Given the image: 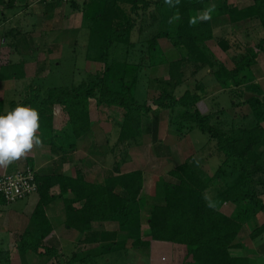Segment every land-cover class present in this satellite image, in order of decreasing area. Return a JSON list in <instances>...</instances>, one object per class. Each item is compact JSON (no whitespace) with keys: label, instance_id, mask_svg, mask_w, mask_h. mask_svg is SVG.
<instances>
[{"label":"trees","instance_id":"obj_1","mask_svg":"<svg viewBox=\"0 0 264 264\" xmlns=\"http://www.w3.org/2000/svg\"><path fill=\"white\" fill-rule=\"evenodd\" d=\"M109 1L110 6L99 14L115 23L99 56L104 63L102 74L72 88L49 89L46 95L30 84L21 99L9 102L7 110L0 106V114L19 104L36 109L40 124L36 134L56 156L51 164L52 171H34L38 202L31 215L34 227L24 230L18 238L21 256L26 252L55 255L54 249L44 248V252H39V249L52 230L46 218V208L62 198L65 226L81 234V244H101L97 252L74 253L71 259L76 261L70 260L72 264L96 263V253L102 258L122 250L127 240L134 248L149 249L154 241L182 246L188 258L186 264H251L250 258L241 253L243 245L236 240L244 225L253 221L257 214L264 215V98L259 91V95L256 94L254 85L246 86L248 91L237 92L235 89L248 81L249 68L263 50L264 37L256 44L254 53H246L235 61L234 68L219 65L213 72L222 88L242 97L241 101L231 98L232 106L244 103L251 107L246 126L222 130L210 122L211 112L203 113L198 108L201 96L188 90L175 95L174 90L183 83L187 64H194L191 70L202 65L214 66V59L206 52L207 42L215 37L213 19L224 16L234 26L259 20L264 27V0H252V4L241 8L227 0H173L172 3L165 0ZM151 7L160 14L167 11L162 17L168 19L169 24L165 32L156 33L147 40L146 56H141V61H148L149 65L166 62L157 43L162 36H166L180 56L168 61V78L147 79L149 86L160 92L152 101L157 112L162 108L170 109L171 113L180 111V119L169 118L172 128L187 131L196 127L215 141L220 155L219 166L212 175H208L198 161L189 156L167 171L166 178H156L157 189L149 194L145 190L146 175L143 171L121 172L120 162L105 170L101 182L86 180L77 167L74 177L63 173L61 167L71 160L69 152L74 150L61 151V147L54 144V138L66 127L75 139L91 136L92 99L101 118L114 120L117 124V143H128L143 135L145 116L152 108L135 98L142 68L140 63L125 58L128 52L118 60H114L111 52L115 47L119 50L122 46H133L132 33L138 27L142 14ZM210 9V19L199 17L200 12ZM151 18L156 19V16L151 15ZM218 44L228 49L223 39ZM24 64L20 61L0 67V80L24 78ZM250 91L251 96L245 99V93ZM114 114L118 115V120ZM159 119L157 116L147 128L153 138L156 137ZM28 166L33 169L30 163ZM53 187H58V193L51 192ZM69 194L72 197L67 196ZM228 203L234 205L230 214L222 211ZM2 204L6 202L0 195ZM106 224H114L116 229L105 230ZM263 235L264 222L249 233L252 241ZM9 258L7 250H0V263H9Z\"/></svg>","mask_w":264,"mask_h":264},{"label":"rangeland","instance_id":"obj_2","mask_svg":"<svg viewBox=\"0 0 264 264\" xmlns=\"http://www.w3.org/2000/svg\"><path fill=\"white\" fill-rule=\"evenodd\" d=\"M103 2L104 0L99 1L94 6L88 5L86 9V23L92 24L98 19L101 25V28L95 26L97 30H100L97 34L94 35L92 33L91 35L89 33L90 30L86 27L82 29L72 27L67 31L60 32L63 33L65 38L59 44L63 47L62 56L51 62L48 67L50 72L46 76L44 74H37L41 65L40 63H42L41 61H37L38 64L33 66L32 72H36L34 75H30V84L34 88H38L43 95H46L49 89L72 88L83 81H89L97 74H102L104 63L99 60V56L106 39L110 36L111 27L113 28L115 25L113 21L107 23L103 16H99L105 7L102 4ZM227 2L241 8L252 4L253 1L227 0ZM58 6L64 9L71 6V4L59 3ZM154 8L151 7L142 14L138 27L132 33L133 46H122L119 50L115 47L111 52V55L115 57L114 60H118L119 57L122 58L124 52H128V56L125 58L131 62L140 63L143 70L139 72L135 88V98L138 102H144L152 108L145 116L143 135L128 143H117V124L114 120L101 118L95 101L92 99L90 103V117L94 128L93 135L86 138V141L80 143L78 147L76 146L79 140L70 134L69 127H66L63 132L57 133L54 138L56 146L68 150L73 148L74 150V152H69L72 162L67 166L68 170L73 171L75 166L80 164V166H84L86 176L87 174L91 175L97 180L102 178L106 168H111L115 162H120L121 172L130 169L128 168L129 164L127 165L126 163H131V168L139 167L146 174L145 190L147 194L153 193L157 189L156 178H160L161 176L166 178L167 171L178 163L185 161L189 156L194 157L208 175H212L220 164V155H218L219 152L216 149L215 141H211L207 134L201 132L196 127L187 131L172 128L169 118L176 117L180 119V111L176 110L171 113L170 109L162 108L158 113L157 107L152 101L160 92L156 87L151 88L147 83V79L168 78V61L180 57L178 51L166 36H162L157 40V43L166 62L149 65L148 61H141V56H146L147 40L156 33L165 32L168 29V19L164 16L162 17L167 11L163 10L160 14ZM204 13L200 12L199 17L201 18ZM151 15H155L156 19L151 18ZM213 27L215 37L213 40L207 42L206 52L214 59V66L202 65L196 70H191L194 64L193 66L187 64L184 68V81L174 90V94L181 95L185 90L197 93L202 97V101L198 103V108L203 113H212L210 122L213 125H219L222 130L230 131L231 129H238L247 125L251 107L244 103L239 106H232L231 98L241 101L242 97L237 96L235 93L233 95L230 93V89L222 88L217 83L213 72L219 65H223L228 69L234 68L235 61L239 60L244 54L254 53L256 44L264 37V27L259 20H249L246 23L234 26L224 16H217L213 19ZM90 28H92V32L96 31L94 27ZM58 29L61 28H55V30ZM220 39L227 42L228 49L225 50L222 45L218 44ZM248 85H254L256 94L259 91L264 98V45L263 50L257 55L256 63L249 68L248 81L235 90L237 92L248 91L246 89ZM25 91L13 92L10 99H21L25 95ZM250 92L245 93V95L248 94V98L252 94ZM157 116H160V119L156 137L153 138L151 130L147 131V128L152 125L153 120ZM114 118L116 120L119 119L117 114H114ZM262 125L264 127V122ZM77 148L80 149L78 150ZM75 151L79 152L76 153ZM23 204L24 199L6 203L2 206V211L5 214H13L15 211H20ZM229 204L230 207L227 205L226 208H223L225 213H230V209H227L228 207L234 208L233 204ZM145 214L146 216L148 215V208ZM263 222L264 215L257 214L253 221L244 225L236 240L243 245L241 253L250 258L251 264H264V235L255 241H252L249 237L251 229ZM128 245L131 264H186L188 260L185 248L172 243L161 245V247H157L159 245L154 244L152 246L153 250L134 248L131 243ZM112 258L115 261L109 264H128V260L123 258L120 252L112 253ZM107 263V258H101L97 259L96 263L82 264ZM0 264L7 263L1 262Z\"/></svg>","mask_w":264,"mask_h":264},{"label":"crops","instance_id":"obj_3","mask_svg":"<svg viewBox=\"0 0 264 264\" xmlns=\"http://www.w3.org/2000/svg\"><path fill=\"white\" fill-rule=\"evenodd\" d=\"M99 1L103 0H85L82 3H74L68 6V8L65 7L63 9L59 8V3H47L44 0H0V67L5 68V66L8 67L9 64L18 63L20 61L25 62L24 78L0 80V106H2L4 110H7L11 100H16L10 99L13 92L25 91L27 86L30 85V75H34L36 72L35 70V72H32V68L35 64H38L37 61L42 62L40 63L41 65L37 74H44L46 76L50 72L48 67L51 62L62 56L61 52L63 51V47L59 44L63 41L64 35L60 32L67 31L72 27L81 29L86 27L90 30L89 33H91V35L92 33L95 35L100 31L96 29V27L101 28L98 19L92 24L86 23L87 21L85 20L87 19L86 9L88 5L94 6V4H98ZM102 4L105 5L104 8H107L108 5L110 6V1L104 0ZM104 20L107 23L110 22L108 18ZM58 27L61 29H58L59 31L55 30V28ZM90 27H94L96 31L92 32V28ZM143 73L145 74V72ZM93 131L94 128L91 136L93 135ZM85 141L86 138L79 139L76 147ZM54 144L56 145L55 141ZM60 150L68 151V149L62 147ZM78 152L79 151L76 153ZM55 157L50 146L41 143L38 146H34L24 157L14 161L11 165L0 167V175L21 170L27 166L28 163L31 164L35 172L41 171L43 173H49L52 171L51 164ZM71 162L72 159L62 165L61 171L63 173L74 177L75 168L77 167L82 170L84 175L86 174L84 166H80V164H77L73 171L68 170L67 166L70 165L69 163ZM126 164H129L128 168L130 169H127L125 172L135 169L141 170L139 167L131 168V163ZM93 170H95V168ZM85 177L86 180L91 182L102 181V178L96 180L93 176L88 174L87 176L85 175ZM51 192L58 193V187H53ZM67 196L72 197L71 194ZM37 202L38 195L37 193H33L24 199L21 210L15 211L13 214H5L2 211V206L4 204L0 205V250H7L9 252L10 258L7 264H72L70 260L71 262L76 261L75 259H71L76 252L85 254L88 250L93 251V253L99 251L101 244H81L79 242L82 238L81 234L65 226L64 206L62 198H58L46 208V218L52 230L44 239L43 246L39 249V252H44V248L54 249L56 251L55 255L50 257V255L26 252L21 256L18 248V238L24 230L32 226L34 227L31 221V215ZM227 205L230 207L229 203L225 204L222 207L223 212V208H226ZM76 206H78V204ZM229 207L227 209H230L229 212L231 213L233 208ZM104 229L114 230L116 226L114 224H106ZM129 243H131V241L127 240L124 249H120L116 252H120L123 258L128 260V264H131V258L129 257L130 249L128 247ZM154 244L159 245L157 247L167 245L166 242L154 241L149 249H152ZM96 255V258L101 259L97 253ZM102 258H107V264L115 261L112 258V253H108Z\"/></svg>","mask_w":264,"mask_h":264},{"label":"clouds","instance_id":"obj_4","mask_svg":"<svg viewBox=\"0 0 264 264\" xmlns=\"http://www.w3.org/2000/svg\"><path fill=\"white\" fill-rule=\"evenodd\" d=\"M165 2L172 3L173 0ZM201 18L210 19L211 9ZM39 127L38 111L28 105L19 104L11 111L0 114V167L11 165L42 143L36 134Z\"/></svg>","mask_w":264,"mask_h":264},{"label":"built area","instance_id":"obj_5","mask_svg":"<svg viewBox=\"0 0 264 264\" xmlns=\"http://www.w3.org/2000/svg\"><path fill=\"white\" fill-rule=\"evenodd\" d=\"M47 3L74 4L85 0H44ZM34 169L25 166L13 173L0 175V195L6 203L23 200L37 192L38 183Z\"/></svg>","mask_w":264,"mask_h":264},{"label":"water","instance_id":"obj_6","mask_svg":"<svg viewBox=\"0 0 264 264\" xmlns=\"http://www.w3.org/2000/svg\"><path fill=\"white\" fill-rule=\"evenodd\" d=\"M247 95H248V94H246V95H245V99H247V98H248V97H247Z\"/></svg>","mask_w":264,"mask_h":264}]
</instances>
